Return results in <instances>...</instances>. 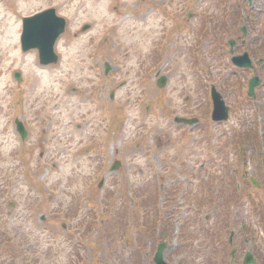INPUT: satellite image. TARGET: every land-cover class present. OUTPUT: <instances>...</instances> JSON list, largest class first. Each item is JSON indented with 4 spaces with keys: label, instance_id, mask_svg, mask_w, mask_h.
Wrapping results in <instances>:
<instances>
[{
    "label": "rangeland",
    "instance_id": "1",
    "mask_svg": "<svg viewBox=\"0 0 264 264\" xmlns=\"http://www.w3.org/2000/svg\"><path fill=\"white\" fill-rule=\"evenodd\" d=\"M213 3L217 6L212 7ZM223 7L231 16L226 0H0V264H12V254L18 253L25 242L38 255L42 249L49 252L39 264H68V259H75L74 263L77 259H92L90 263L95 264H153L160 240L154 239L151 251L149 238L155 236V228L139 233L135 219L139 216L142 222L145 218L147 230L154 224L166 234L164 254L170 264H229L230 230L243 227L244 232L251 228L254 235L249 239L254 245L262 244L264 63L260 69L263 85L255 101L247 96L246 85L252 76L249 72L240 76L242 95L234 98L237 85L226 84L229 67L220 59L206 55V64L196 69L186 55L172 63L179 43L176 32L183 34L182 39L187 40L189 32L193 37L192 32L198 33L204 18L210 12L225 11ZM253 7L263 16H253L252 25L241 20L252 31L246 50L264 59V51L259 53L264 44V0H254ZM49 8L67 20V29L55 49L59 63L44 68L39 66L37 51H21L19 35L23 17ZM188 12L193 15L189 22ZM85 25L90 29L83 32ZM12 44L15 50H9ZM152 59L160 61L161 68ZM105 63L112 68L110 77L104 74ZM160 69L161 74H170L162 91L153 84V76ZM15 73H20V83L15 81ZM122 81L127 88L118 91L111 104L113 86L122 85ZM211 83L220 90L224 85L223 91L227 88L224 97L235 110L221 127L233 132L221 136L217 149L222 144L232 163L236 159L233 147L236 141H242L240 155L245 151V175L249 181L252 174L261 188L237 177L220 181L219 185L214 183L217 199L210 205L204 194L197 199L196 193L200 194L194 180L176 194L180 183L163 180L159 184L155 177L164 173V166H169L171 172L175 170L173 163L165 161L173 155L167 148H182L195 136L189 134L190 127L176 129L174 116L190 114L202 117V124L209 122ZM147 86L154 89L140 94ZM140 100L138 105L134 102ZM114 113L123 120L116 125ZM16 117L28 129L25 141L14 131ZM119 144L123 148L116 155ZM137 146L148 149L143 151ZM114 159L123 161L120 172H110ZM219 167L213 177L220 174ZM178 171L184 173L181 167ZM221 171L218 178L225 180L227 170ZM102 180L104 184L99 188ZM205 182L210 184L208 178ZM201 189L204 191V186ZM126 192L134 193L132 203L131 194ZM228 200L234 202L231 207ZM105 204L111 205L110 217L105 215L103 225L88 227L91 216L100 219L107 211ZM184 209L187 214L179 217ZM66 215H74V219L67 221ZM166 219L176 221V241L169 231L165 232L169 228ZM63 225L69 233L63 232ZM190 233L192 240L197 238V248L189 242ZM214 234L217 238L221 235L223 246L218 239L214 242ZM239 234L238 240L242 241L243 235ZM7 241L11 245H6ZM27 261L20 258L15 264Z\"/></svg>",
    "mask_w": 264,
    "mask_h": 264
},
{
    "label": "water",
    "instance_id": "2",
    "mask_svg": "<svg viewBox=\"0 0 264 264\" xmlns=\"http://www.w3.org/2000/svg\"><path fill=\"white\" fill-rule=\"evenodd\" d=\"M23 30L21 34V46L23 51H28L31 49H38L39 60L41 65H49L57 62V56L54 54V45L57 39L65 30V21L56 16L55 10L50 9L40 12L28 18L23 19ZM232 47L235 45L234 42H230ZM233 54V50L231 51ZM234 65L243 68H252V62L247 54L243 56H238L233 58ZM18 77V75H17ZM165 78L160 79V83H164ZM159 86H163V83ZM260 85V80L258 78H253L249 84V95L254 96V88ZM212 100H213V121H225L228 119V108L225 107L223 98L219 93L216 92L215 88H212ZM176 123H184L187 125H193L196 120H186V119H176ZM20 131L24 136L25 133L21 129ZM255 187H259L255 180H252ZM165 245H161L158 248L157 254L155 256L156 264H167L165 263L162 255V251ZM251 256H248L246 264L253 263Z\"/></svg>",
    "mask_w": 264,
    "mask_h": 264
},
{
    "label": "flooded vegetation",
    "instance_id": "3",
    "mask_svg": "<svg viewBox=\"0 0 264 264\" xmlns=\"http://www.w3.org/2000/svg\"><path fill=\"white\" fill-rule=\"evenodd\" d=\"M202 147H203V146H201V148H202ZM243 245H247V246L244 247V248L249 249V251H251V248H252V249H254L255 251L257 250V252L259 251L258 253H259L260 255H262L261 252H260V250L264 249V241L262 242V244H261L259 247H257V245H253L252 243L247 244V242H244ZM256 264H259V263H256Z\"/></svg>",
    "mask_w": 264,
    "mask_h": 264
},
{
    "label": "trees",
    "instance_id": "4",
    "mask_svg": "<svg viewBox=\"0 0 264 264\" xmlns=\"http://www.w3.org/2000/svg\"><path fill=\"white\" fill-rule=\"evenodd\" d=\"M94 226H95V224L92 223V224H91V228H93Z\"/></svg>",
    "mask_w": 264,
    "mask_h": 264
}]
</instances>
